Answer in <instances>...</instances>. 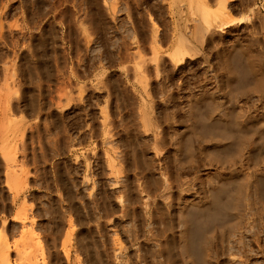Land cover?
<instances>
[{"label":"rangeland","instance_id":"obj_1","mask_svg":"<svg viewBox=\"0 0 264 264\" xmlns=\"http://www.w3.org/2000/svg\"><path fill=\"white\" fill-rule=\"evenodd\" d=\"M200 1L217 15L223 10L217 19L234 22L220 27L217 20L210 30L203 25L200 39L193 41L198 54L175 64L170 54L174 29L190 38L198 23L183 3L0 0V245L7 242L10 264H123L113 256L118 250L127 264H264V154L256 150L257 135L243 142L238 156L221 151L219 162L203 149V117L211 106L264 117V58L254 55L261 63L254 61L259 71L255 68L258 73L254 70L252 76L237 47L241 43L245 48L254 30L264 26V0ZM262 45L249 50L258 54ZM233 71L232 79L228 75ZM253 78H262L256 80L260 90H254L258 83ZM196 98L197 110L189 109ZM192 110L198 116L190 117ZM234 129L229 130L232 135L237 134ZM214 172L232 174L224 183L227 189L246 185L248 200L236 218L225 215L203 227L204 256L192 245L183 257L178 208L208 199L205 192ZM250 211L255 230L243 233L241 243L235 229ZM17 213L25 214L24 227ZM26 225L29 231L21 236Z\"/></svg>","mask_w":264,"mask_h":264},{"label":"bare ground","instance_id":"obj_2","mask_svg":"<svg viewBox=\"0 0 264 264\" xmlns=\"http://www.w3.org/2000/svg\"><path fill=\"white\" fill-rule=\"evenodd\" d=\"M205 2V1H204ZM203 1H196V0H171V3H172V5L173 6H177V4H179V3H183V4H185L186 5V7L188 8V10H190V12H189V14L191 13V15L193 16V15H196L197 16V18H198V23H197V25L195 24V27L193 26V28H192V30L191 31H189V35H190V38L189 37H186L185 36V32H182L181 31V29H179V28H175L174 30H175V39H174V41H173V45H172V49H171V52H170V54H171V59L175 62V64L177 63V64H180L184 59H186V58H188V57H192L193 58V56L192 55H196V53H197V47H196V45L193 43V41H198L199 39H200V32H201V29H202V26L203 25H205L208 29L209 28H212V26L213 27H215V25L214 24H217V20H221L222 21V19L220 18V19H217V18H219V15L221 14V13H223V10L222 11H220L218 14L219 15H217V14H215L213 11H211V9H209V7L207 6V4L206 3H204ZM215 2V1H214ZM252 2H253V0H252ZM27 4V3H26ZM244 4V3H243ZM219 5H221V4H219ZM223 5V4H222ZM222 5H221V7H222ZM227 5V4H226ZM234 6V5H233ZM243 7V6H242ZM175 9V8H174ZM222 9H224V6H223V8ZM241 9V8H240ZM255 9V11H254V14H255V17L256 18H260V14H259V12L258 11H256L257 10V8H254ZM245 10V9H244ZM247 10V9H246ZM252 14V13H251ZM218 17H217V16ZM222 15V14H221ZM246 15V14H245ZM191 16V17H192ZM217 17V18H216ZM221 17V16H220ZM225 17V16H224ZM247 17V16H246ZM254 17V16H253ZM195 18V17H194ZM234 18V17H233ZM252 18V17H251ZM232 19V18H231ZM230 19V20H231ZM239 19V21L236 19V18H234V20L236 21H238V22H240L241 20V18H238ZM247 19H249L248 17H247ZM263 19V18H262ZM192 20V19H191ZM196 20V19H195ZM194 20V21H195ZM245 20V19H244ZM250 20V19H249ZM193 21V20H192ZM197 21V20H196ZM218 21V26H220V27H227L228 25H230V24H232V22H234V21H229V19H227V21H222V22H219ZM246 21V20H245ZM237 22V23H238ZM194 24V23H193ZM252 24H253V22H252ZM262 24V23H261ZM249 25V24H248ZM217 28H219V27H217ZM261 29L259 30V32H255L256 30H254V32H253V34L252 35H250V37H251V39H250V41H249V44H247V46L245 47V48H243L242 47V45H241V43L239 44V46L237 45V47L239 48L238 49V51H240L243 55H244V57H245V59H243V61L245 60V62H243V63H245L246 64V66L248 67L247 69L249 70H247L248 71V74H249V72H250V74H252V76H253V74H254V70H255V65H254V61H255V59L257 60V58L259 57H263L264 58V26H261L260 27ZM208 29H206V30H202V31H207ZM210 30V29H209ZM253 31V30H252ZM210 32V31H209ZM219 32V31H218ZM249 32V31H248ZM174 33V32H173ZM216 33V32H215ZM164 34V33H163ZM218 34V33H217ZM200 36V37H199ZM153 37H155V36H153ZM199 38V39H198ZM52 39V38H51ZM55 40V39H54ZM32 41V40H31ZM217 41V40H216ZM5 42V41H4ZM39 42V41H38ZM160 42V41H159ZM237 42V41H236ZM260 42H262L263 43V45H262V47L260 48V53L263 55H261L260 53H256V54H254V52H253V54L250 52V50H249V48H251L254 44H259ZM234 43V42H233ZM239 43V42H238ZM22 44V43H21ZM24 44V43H23ZM45 44V43H44ZM158 44V43H157ZM50 45V44H49ZM214 45V44H213ZM10 46V45H9ZM12 46V45H11ZM245 46V45H244ZM251 46V47H250ZM138 48V47H137ZM141 48V47H140ZM202 48V47H201ZM54 49V48H53ZM19 50V49H18ZM55 50V49H54ZM139 50V49H138ZM151 50V49H150ZM152 50H153V48H152ZM233 50H234V48H233ZM259 50V49H258ZM133 52V51H132ZM137 52H139V51H137ZM154 52V51H153ZM153 52H151V53H153ZM128 53V52H127ZM198 54V53H197ZM200 54V53H199ZM242 54H240L239 53V55H242ZM28 55V54H27ZM26 55V56H27ZM129 55V54H128ZM136 55V54H135ZM137 55H140V54H137ZM254 55H257L258 57L257 58H255V56ZM259 55H261V56H259ZM25 56V57H26ZM51 56H53V55H51ZM136 58H138L137 56H135ZM219 57V56H218ZM224 57H225V55H224ZM237 57V56H236ZM243 56L241 57V59L242 58H244ZM45 58V57H44ZM129 58V57H128ZM227 58V57H226ZM49 59H51V58H49ZM53 59V58H52ZM142 59H143V57H142ZM236 59V58H235ZM239 59V58H238ZM259 60V59H258ZM262 60H264V59H262ZM3 62V61H2ZM46 62V61H45ZM52 62H53V60H52ZM55 62V61H54ZM143 62V61H142ZM145 62H146V60H145ZM145 62H143V64L145 63ZM153 62H155L154 60H153ZM164 62V61H163ZM173 62V63H174ZM239 62V61H238ZM256 63L258 62L259 64L261 63L260 61H255ZM51 63V62H50ZM169 63V62H168ZM219 63V62H218ZM255 63V64H256ZM58 64V63H57ZM245 64H244V66H245ZM263 64V63H262ZM26 65V64H25ZM50 65V64H49ZM139 65V64H138ZM140 65H141V63H140ZM169 65V64H168ZM220 65V64H219ZM238 65V64H237ZM14 66V65H13ZM145 66V65H144ZM164 66V65H163ZM172 66V65H171ZM236 66V65H235ZM259 66H262V65H259ZM258 66V67H259ZM2 67V66H1ZM138 67V66H137ZM136 67V68H137ZM232 67V66H231ZM264 67V66H263ZM5 68V67H4ZM31 68V67H30ZM139 68V67H138ZM235 68V67H234ZM127 69V68H126ZM140 69V68H139ZM257 70H258V68H256ZM6 70V69H5ZM257 70H255V72L257 71ZM262 70H264V69H262ZM261 70V71H262ZM142 71V70H141ZM246 71V72H247ZM259 71V70H258ZM258 71H257V73H258ZM6 72V71H5ZM33 72V71H32ZM245 73V72H244ZM256 73V74H257ZM261 73H263V72H261ZM9 74V73H8ZM255 74V75H256ZM36 75V74H35ZM142 75V74H141ZM140 75V76H141ZM244 75V74H243ZM254 75V76H255ZM258 75V74H257ZM229 78H232V77H234L235 76V73H234V71L233 72H231L229 75ZM259 76V75H258ZM264 76V75H263ZM137 77V76H136ZM227 77V76H226ZM141 78V77H140ZM4 79V78H3ZM2 79V80H3ZM188 79V78H187ZM233 79V78H232ZM232 79H230V80H232ZM244 79V78H243ZM255 78H253V80H254ZM261 79V80H260ZM217 80V79H216ZM227 80H228V78H227ZM235 80V79H234ZM233 80V81H234ZM242 80V79H241ZM258 80H260L261 82H262V78H258V79H255V82L254 83H258V82H260V81H257ZM5 81V80H4ZM8 81V80H7ZM140 81L141 80H139V83H140ZM143 81H144V79H143ZM229 81V80H228ZM243 81V80H242ZM30 82V81H29ZM142 82V81H141ZM3 83V82H2ZM202 83V82H201ZM245 83V82H244ZM7 84V83H6ZM243 84V83H242ZM246 84V83H245ZM249 84V83H248ZM262 84H264V83H262ZM261 84V85H262ZM35 85V84H34ZM182 85V84H181ZM258 85V86H257ZM256 85V87L254 86V90L256 91V90H260L259 88H257V87H259V85H260V83H258ZM260 85V86H261ZM143 86V85H142ZM144 86H145V84H144ZM248 86V85H247ZM14 87V86H13ZM118 88V87H117ZM261 88V87H260ZM37 89V88H36ZM252 89H253V87H252ZM251 89V90H252ZM246 90V89H245ZM250 90V88L248 89V91ZM3 91V90H2ZM8 91H9V89H8ZM7 91V92H8ZM39 91V90H38ZM184 91V90H183ZM244 91V90H243ZM247 91V90H246ZM240 92V91H239ZM2 93V92H1ZM202 93V92H201ZM242 93V92H241ZM8 94V93H7ZM243 94V93H242ZM9 95V94H8ZM7 95V96H8ZM31 95H33V94H31ZM246 95V94H245ZM248 95V94H247ZM203 97H205V96H203ZM264 97V96H263ZM42 98V97H41ZM194 98V97H193ZM209 98H210V96H209ZM17 99V98H16ZM198 100L199 99H193V101H191L192 103H191V105H189L190 106V108L189 109H191V108H193V110H197V108H194V107H196V105L198 104L197 102H198ZM4 101V100H3ZM33 101V100H32ZM58 101V100H57ZM200 101V100H199ZM37 102V101H36ZM252 102V101H251ZM212 103V102H211ZM263 103V102H262ZM38 104V103H37ZM189 104V103H188ZM247 104V103H246ZM213 105V104H212ZM39 106V105H38ZM208 106V105H207ZM233 106H235V105H233ZM239 106V105H238ZM252 106H254V105H252ZM255 106H256V104H255ZM206 107V106H205ZM232 107V106H231ZM236 107V106H235ZM47 108V107H46ZM201 108V107H200ZM241 108V107H240ZM228 109H229V107L227 108H224L223 110H222V112H220L219 111V109H218V107L216 108L215 106H211L210 107V109L208 108V110H209V112H208V114H207V116L205 117V119H204V117H203V125H205L204 126V128L205 129H203L204 130V133H205V135H204V137H205V141H204V148L203 149H206L207 151L209 150V155H210V157L212 158V159H214V161L216 162H219L220 161V159H222V158H220L218 155L220 154V152L221 151H225L226 153L228 152V150H231V152H233V153H231L232 155H237L238 153H240L241 152V149L243 148L242 147V145H243V142H245L247 139H248V142L251 140V139H253V137H255V135H257L261 140L260 141H258V142H256L255 140H257L258 139V137L256 136L254 139L255 140H253L255 143H257L256 144V150H259V151H262V153L264 154V117H258V116H255V115H247V114H245V113H243L239 108V110L237 109V107L235 108V111L236 112H234L233 110V108H230L231 109V112H229L230 111V109H229V111H228ZM43 110H44V108H43ZM192 110V112L190 111H188L190 114H188L189 116L191 115L193 118H194V116L196 115V113H197V116H198V111L196 112V111H193ZM202 110V109H201ZM238 110V111H237ZM243 110V109H242ZM260 110V109H259ZM200 111V110H199ZM40 112V111H39ZM50 112V111H49ZM234 113L233 114V116H230L229 115V113L231 114V113ZM244 112H245V110H244ZM202 113V112H201ZM204 113V112H203ZM165 114V113H164ZM251 114V113H250ZM1 115V114H0ZM169 115V114H168ZM202 115V114H201ZM263 115V114H262ZM56 116V115H55ZM190 116V117H191ZM230 116V117H229ZM153 117V116H152ZM189 117V118H190ZM229 117V118H228ZM232 117H233V119H232ZM60 118V117H59ZM46 119V118H45ZM198 120V119H197ZM200 120V119H199ZM13 121V120H12ZM101 121H103V119L101 120ZM191 121H193V119L191 120ZM4 122V121H3ZM5 123V122H4ZM3 123V124H4ZM8 123H9V120H8ZM143 123V122H142ZM5 124H7V121H6V123ZM136 124V123H135ZM210 124H211V126H212V124H213V126H214V128H213V126L211 127L210 126ZM220 124V125H219ZM215 125H217V128H216V126ZM8 126V125H7ZM57 126H58V124H57ZM140 126V125H139ZM145 126L147 127L148 126V121H145ZM219 126V127H218ZM235 128L237 131H235V133H237V134H235V135H232L231 134V132H233V128ZM1 128V127H0ZM139 128V127H138ZM145 128V127H144ZM219 128V129H218ZM231 128V129H230ZM8 129V128H7ZM6 129V130H7ZM146 129V128H145ZM234 129V130H235ZM254 131H253V130ZM4 130V129H3ZM167 130H168V128H167ZM194 130H196V129H194ZM202 130V129H201ZM229 130H232L231 132L229 131ZM252 130V131H251ZM5 131V130H4ZM3 131V132H4ZM146 131V130H145ZM197 131V130H196ZM251 131V132H250ZM2 132V133H3ZM183 132V131H182ZM199 132H201V131H198V133ZM5 133H7V132H5ZM137 133V132H136ZM144 133V132H143ZM203 133V134H204ZM24 134V133H23ZM142 134V133H141ZM177 134V133H176ZM200 135L202 134V132L201 133H199ZM198 134V135H199ZM202 134V135H203ZM5 135V134H4ZM3 137V136H2ZM1 137V138H2ZM181 137V136H180ZM0 138V139H1ZM5 138H6V135H5ZM4 138V139H5ZM47 138V137H46ZM65 138V137H64ZM174 138V137H173ZM257 138V139H256ZM3 139V138H2ZM181 139V138H180ZM194 139V138H193ZM201 139V138H200ZM250 139V140H249ZM203 140V139H202ZM46 141V140H45ZM104 141H106V140H104ZM185 141V140H184ZM252 141V140H251ZM1 142H3V140L1 141ZM150 142V141H149ZM188 142V141H187ZM192 142V141H191ZM151 143V142H150ZM183 143V142H182ZM202 143H203V141H202ZM174 144V143H173ZM179 141H177L176 142V147H179ZM109 145V144H108ZM139 145V144H138ZM251 145V144H250ZM142 146V145H141ZM184 146V145H183ZM201 146V145H200ZM150 147V146H149ZM175 147V148H176ZM192 147V146H191ZM242 147V148H241ZM157 149V148H156ZM190 149V148H189ZM189 149H187V150H189ZM60 150V149H59ZM181 150H184V149H181ZM246 150V149H245ZM179 151V150H178ZM63 152V151H62ZM177 152V151H176ZM180 152V151H179ZM225 152H223V153H225ZM230 152V151H229ZM228 152V154L230 155V153ZM222 153V152H221ZM5 154H6V152H5ZM181 154H182V152H181ZM185 154V153H184ZM203 154V153H202ZM164 155V154H163ZM176 155V154H175ZM191 155V154H190ZM248 155V154H247ZM260 155V154H259ZM132 156V155H131ZM130 156V157H131ZM156 156V155H155ZM169 156V155H168ZM192 156V155H191ZM225 156H227V155H225ZM238 156V155H237ZM236 156V157H237ZM252 156V155H251ZM5 157V156H4ZM12 157V156H11ZM186 157V156H185ZM218 157H219V159H218ZM260 157V156H259ZM2 158V157H1ZM6 158V157H5ZM134 158V157H133ZM182 158V157H181ZM191 158V157H190ZM229 156L228 157H226V159L227 160H230L231 161V159L229 158ZM12 159V158H11ZM183 159V158H182ZM6 160V159H5ZM8 160L10 161V159H7V161L6 162H8ZM135 160V159H134ZM174 160V159H173ZM178 159H176V161H177ZM219 160V161H218ZM3 161V160H2ZM14 161V160H13ZM121 161V163H122V160H120ZM182 161V160H181ZM222 161V160H221ZM234 161V160H233ZM4 162V161H3ZM12 160L10 161V166L12 167L13 165H11L12 163ZM124 162V161H123ZM135 162H137V161H135ZM180 162V161H179ZM178 162V163H179ZM186 162H187V160H186ZM223 163H221V164H224V161H222ZM232 162V161H231ZM230 162V163H231ZM143 163V162H142ZM228 163H229V161H228ZM240 163V162H239ZM256 163V162H255ZM5 164V163H4ZM186 164V163H185ZM6 165H8L7 163H6ZM132 165V164H131ZM136 165V164H135ZM9 166V165H8ZM180 166V165H179ZM203 166V165H202ZM15 167V166H14ZM117 167V166H116ZM216 167V166H215ZM229 167V166H228ZM251 167H253V166H251ZM19 168V167H18ZM226 168V167H225ZM8 169H11V168H8ZM13 169V168H12ZM238 169V168H237ZM257 169V168H256ZM146 170V169H145ZM227 170V169H226ZM236 169H234V168H232V170H230L231 171V173H232V171L234 172ZM247 170V169H246ZM7 172H8V170H6ZM10 171V170H9ZM136 171V170H135ZM135 171H134V173H135ZM139 171V170H138ZM142 171V170H141ZM168 171V170H167ZM181 171V170H180ZM179 171V172H180ZM6 172V173H7ZM11 172V171H10ZM10 172H8V174H6V175H9V173ZM148 172V171H147ZM224 172V171H223ZM14 173V172H13ZM12 173V174H13ZM16 173V172H15ZM18 173H19V170H18ZM163 173V172H162ZM161 173V174H162ZM197 173V172H196ZM230 173V172H229ZM229 174V175H221L220 176V174H219V172H218V174L216 173V172H214L213 174H212V177H210L209 178V182H208V185H207V192H205V193H207L208 194V199L206 198V200H204V201H202V202H200V200H198V201H196V202H189V203H191L190 205L188 204V203H186V204H180V206H179V208H178V221L180 222V229H179V232H178V235H179V237H178V239H179V251L181 252V254L183 255V257H185V255H188V253H190L192 250V245H194L195 247H196V251L199 253V254H203L204 253V249H205V245H206V241H207V238L205 237L206 235L202 232V229H203V227H205L207 224L209 225V222H211L212 224L211 225H214V224H216L215 222L217 221V220H219L222 216H225V215H229L230 214V216L229 217H231V215L233 216V214H234V217H235V215H236V217L240 214L239 212L242 210V208H243V206L245 207V203H246V201L248 200H246V198L244 197V195H243V192H244V190H245V186L246 185H244L243 184V186L241 185V184H238L237 186H235V188H233V189H227V187H226V184H224L225 182H227V181H229L230 179H232L233 178V176H232V174ZM12 174H11V177H12ZM120 174H122V173H120ZM206 174V173H205ZM17 174H15V176H16ZM164 175H165V173H164ZM15 176H14V174H13V177L15 178ZM57 176V175H56ZM159 176V175H158ZM162 176V175H161ZM209 176V175H208ZM17 177V176H16ZM119 177V176H118ZM166 177V176H165ZM174 177V176H173ZM191 177V176H190ZM238 177V176H237ZM6 178H8V177H6ZM58 178V177H57ZM133 178V177H132ZM176 178V177H175ZM62 179V178H61ZM124 179V178H123ZM138 179H139V176H138ZM178 179V178H177ZM197 180L198 178H192V180L194 181V180ZM7 181H8V179H6ZM6 180H4V181H6ZM127 180V179H126ZM157 180V179H156ZM182 180V179H181ZM184 180V179H183ZM182 180V181H183ZM191 180V179H190ZM134 181V180H133ZM166 181V180H165ZM164 181V182H165ZM175 181V180H174ZM192 181V182H193ZM12 182H14V179L12 180ZM15 182H17L16 180H15ZM146 182V181H145ZM223 182V183H222ZM230 182V181H229ZM9 183V182H8ZM7 182H6V184H8ZM57 183V182H56ZM109 183V182H108ZM142 183H143V181H142ZM141 183V184H142ZM167 183V182H166ZM228 183V182H227ZM242 183V182H241ZM16 184V183H15ZM122 184V183H121ZM174 184H176V183H174ZM179 185H180V183H178ZM184 184H186V183H184ZM253 184V183H252ZM19 185V184H18ZM149 185V184H148ZM157 185H158V183H157ZM160 185V184H159ZM169 185V184H168ZM177 185V184H176ZM178 185V186H179ZM182 185H183V183H182ZM182 185H180L181 187H182ZM7 186V185H6ZM15 186V185H14ZM13 186V187H14ZM138 186V185H137ZM143 186V185H142ZM177 186V187H178ZM139 187H140V185H139ZM147 187V186H146ZM165 187H167V186H165ZM7 188H8V186H7ZM11 188H12V186L10 187L9 186V189L8 190H11ZM122 188V187H121ZM125 188V187H124ZM167 188H169V187H167ZM167 188H163V190L164 189H167ZM248 188V187H247ZM257 188V187H256ZM14 189H15V187H14ZM142 189H144V188H142ZM205 189V188H204ZM255 189V188H254ZM104 190V189H103ZM190 190V189H189ZM257 190V189H256ZM194 191V190H193ZM255 191V190H254ZM121 192V191H120ZM123 192V191H122ZM125 192V191H124ZM138 192V191H137ZM146 192V191H145ZM151 192V191H150ZM165 193V191L161 194V197L163 196L164 198H165V196L167 195H163ZM186 193V192H185ZM254 193V192H253ZM70 194V193H69ZM147 194V193H146ZM158 194V193H157ZM169 194V193H168ZM122 195V194H121ZM150 195V194H149ZM195 195V194H194ZM256 195V194H255ZM71 196V195H70ZM147 197H148V195H146ZM151 196V195H150ZM153 196V195H152ZM170 196V195H169ZM169 196H167V197H169ZM200 196V195H199ZM14 197H15V195H14ZM160 197V198H161ZM71 198V197H70ZM120 198V197H119ZM138 198V197H137ZM200 198V197H199ZM14 199V198H13ZM90 199V198H89ZM107 199V198H106ZM147 199H149V198H147ZM153 199V198H152ZM168 199V198H167ZM196 199H198V198H196ZM204 199V198H203ZM250 199V198H249ZM144 200V199H143ZM150 200V199H149ZM166 200V199H165ZM246 200V201H245ZM13 201V200H12ZM91 201V200H90ZM95 201V200H94ZM127 201H129V200H127ZM153 201V200H152ZM193 201V200H192ZM131 202V201H130ZM157 202V201H156ZM164 202V201H163ZM86 203V202H85ZM140 203V202H139ZM148 203H149V201H148ZM68 204V203H67ZM133 204V203H132ZM256 204V203H255ZM142 205V204H141ZM149 205H150V203H149ZM179 205V204H178ZM253 205V204H252ZM92 206V205H91ZM248 206V205H247ZM70 207V206H69ZM72 207V206H71ZM83 207V206H82ZM90 207V206H89ZM133 207V206H132ZM143 207V206H142ZM156 207V206H155ZM192 208V209H195L194 211H193V213H190V211L188 210V208ZM253 207V206H252ZM256 207V206H255ZM97 208V207H96ZM141 208V207H140ZM249 209H250V207H248ZM247 208V209H248ZM62 208H60V210H61ZM89 209V208H88ZM99 209V208H98ZM133 209V208H132ZM192 209H190L191 211H192ZM246 209V210H247ZM257 209V208H256ZM24 210V209H23ZM25 210H27L26 208H25ZM93 210H95V209H93ZM127 210V209H126ZM134 210V209H133ZM146 210V209H145ZM251 210V209H250ZM262 210V209H261ZM19 212V214H20V208H19V210H18ZM28 211V210H27ZM68 211V210H67ZM97 211V210H96ZM158 211V210H157ZM166 211V210H165ZM123 212V211H122ZM139 212H141V211H139ZM259 212V211H258ZM261 212V211H260ZM263 212V211H262ZM18 213H17V215H16V217L18 216V218L20 219V221H21V223L26 219V217H25V214L23 213V215H18ZM124 213H125V210H124ZM129 213V212H128ZM160 213V212H159ZM257 213V212H256ZM70 214V213H69ZM126 214H127V212H126ZM248 215H246L245 216V222H244V224H241V226H239V228H238V230H236L235 229V231H237V235H238V238H237V240H239L240 238H242V234L243 233H246V232H248L247 234H249V232H251V228L253 229L254 227H253V225H252V223L253 222H255L254 220H255V213L254 212H248L247 213ZM66 215V214H65ZM85 215V214H84ZM145 215L146 216H148L149 215V209H147L146 211H145ZM169 215V214H168ZM196 215H199L200 217H198V216H196ZM201 215H203V216H201ZM264 215V214H263ZM63 216V215H62ZM89 216V215H88ZM92 216V215H91ZM123 216V215H122ZM97 217V216H96ZM100 217V216H99ZM127 217V216H126ZM131 217V216H130ZM235 217V218H236ZM62 218V217H61ZM87 218V217H86ZM98 218V217H97ZM128 218V217H127ZM154 218V217H153ZM163 218V217H162ZM167 218V217H166ZM223 218H225V217H223ZM259 218V217H258ZM63 219V218H62ZM65 219V218H64ZM99 219V218H98ZM113 219V218H112ZM228 219V218H227ZM226 219V220H227ZM231 219V218H230ZM261 219V218H260ZM264 219V218H263ZM67 220V219H66ZM68 220H69V218H68ZM91 220V219H90ZM158 220V219H157ZM233 220V219H232ZM92 221V220H91ZM164 221H165V219H164ZM176 221V220H175ZM228 221V220H227ZM230 221V220H229ZM238 220H236V222H237ZM132 222V221H131ZM152 222V221H151ZM24 223V222H23ZM22 223V224H23ZM28 223V222H27ZM143 223V222H142ZM214 223V224H213ZM233 223H235V222H233ZM260 223V222H259ZM149 224V223H148ZM230 224V223H229ZM169 225L170 224H168V228H169ZM225 225H227V224H225ZM234 225V224H233ZM232 225V226H233ZM255 225H256V223H255ZM28 226H29V224H28ZM159 226H161V225H159ZM166 226V225H165ZM164 226V227H165ZM228 226V225H227ZM230 226V225H229ZM234 226H237V225H234ZM22 227H24V224H23V226ZM25 227H27V225L25 226ZM225 227V226H224ZM261 227V226H260ZM31 228V227H30ZM163 228V227H162ZM231 228V227H230ZM229 227H228V229H230ZM262 228V227H261ZM128 229V228H127ZM136 229V228H135ZM171 229V227L169 228V230ZM134 230V229H133ZM172 230V229H171ZM170 230V231H171ZM233 230V229H232ZM255 229H253V231H254ZM29 231V229H28V227L27 228H25V229H23L22 230V234H21V236L22 235H24L25 233L27 234V232ZM227 231V230H226ZM127 232V231H126ZM129 232V231H128ZM257 232V231H256ZM258 232H259V230H258ZM30 233V235H31V232H29ZM94 233V232H93ZM114 233V232H113ZM132 233V232H131ZM226 233V232H225ZM224 233V234H225ZM253 233V236H254V240L257 242L258 241V237H256V233H254V232H252ZM133 234V233H132ZM174 234V233H173ZM235 234H236V232H235ZM134 235V234H133ZM142 235V234H141ZM154 235V234H153ZM160 235H162V234H160ZM192 235H194L195 237H197V239L195 238L194 239V237L192 236ZM231 235V234H230ZM258 235V234H257ZM25 236V235H24ZM23 236V237H24ZM208 236V235H207ZM234 237V235L232 234L231 235V237ZM5 237V236H4ZM26 237V236H25ZM24 237V238H25ZM64 237V236H63ZM150 237V236H149ZM193 237V238H192ZM232 237V238H233ZM235 237H236V235H235ZM92 238V237H91ZM133 238V237H132ZM131 238V239H132ZM166 238V237H165ZM169 238V237H168ZM223 238V237H222ZM130 239V238H129ZM194 239V240H193ZM242 239H244V238H242ZM251 239V238H250ZM62 240H65V239H62ZM94 240V239H93ZM210 240V239H209ZM235 240V239H234ZM241 240V239H240ZM238 241V242H241V241ZM245 240V239H244ZM253 240V239H252ZM95 241V240H94ZM113 241V240H112ZM148 241V240H147ZM211 241V240H210ZM247 241V240H246ZM251 241V240H250ZM264 241V240H263ZM116 242V241H115ZM173 242V241H172ZM92 243V242H91ZM117 243V242H116ZM157 243V242H156ZM168 243V242H167ZM242 243V242H241ZM240 243V244H241ZM251 243V242H250ZM255 243V242H254ZM20 244H21V242H20ZM159 245H160V243H158ZM215 244V243H214ZM236 244H238L237 242H236ZM245 244H247V243H245ZM116 245V244H115ZM156 245V244H155ZM227 245V244H226ZM243 245V244H242ZM241 245V246H242ZM8 245H7V242H4V240H3V245H2V243H1V245H0V263L1 264H10V259H9V253H8V251H7V247ZM18 246V245H17ZM16 246V247H17ZM21 246V245H20ZM117 246V245H116ZM119 246H121V244L119 245ZM130 246V245H129ZM139 246V245H138ZM216 246H217V244H216ZM136 247V246H135ZM141 247V246H140ZM219 247V246H218ZM231 247V246H230ZM25 248V247H24ZM23 248V249H24ZM80 248V247H79ZM162 248V247H161ZM194 248V247H193ZM243 248V247H242ZM241 248V249H242ZM116 249V248H115ZM123 249V248H122ZM139 249V248H138ZM146 249V248H145ZM173 249V248H172ZM244 249V248H243ZM159 250V249H158ZM21 251V250H20ZM119 251V250H118ZM118 251H117V255H113L114 257H115V259H117L119 262H121V261H123V264H127L126 262H128V261H126V260H124V258L126 257V255L123 253H118ZM160 251V250H159ZM176 251V250H175ZM76 252V251H75ZM133 252V251H132ZM153 252V251H152ZM176 252H178V251H176ZM224 252V251H223ZM227 252H229V251H227ZM237 252V251H236ZM243 252V251H242ZM59 253V252H58ZM113 253H114V251H113ZM210 253H211V251H210ZM218 253V252H217ZM241 253V252H240ZM244 253H245V251H244ZM112 254V253H111ZM115 254V253H114ZM137 254V253H136ZM149 254V253H148ZM152 254V253H151ZM194 254V253H193ZM199 254H198V256H199ZM213 254V253H212ZM228 254V253H227ZM246 254V253H245ZM19 255H20V253H19ZM65 255V254H64ZM197 255V254H196ZM200 255V256H201ZM57 256V255H56ZM87 256V255H86ZM89 256V255H88ZM138 256V255H137ZM151 256V255H150ZM159 256V255H158ZM202 256H204V255H202ZM202 256H201V258H202ZM139 257V256H138ZM189 257V256H188ZM20 258V256L18 257V259ZM87 258V257H86ZM127 258V257H126ZM125 258V259H126ZM135 258V257H134ZM144 258V257H143ZM172 258V257H171ZM243 258V257H242ZM247 258V257H246ZM136 259H137V257H136ZM151 259V258H150ZM165 259H167V257L165 258ZM240 259V258H239ZM181 260V259H180ZM185 260V261H184ZM184 260H182V261H184V263L186 262V259H184ZM193 260V259H192ZM199 259H197V261H198ZM212 260V259H211ZM217 260V259H216ZM66 261V260H65ZM168 261V260H167ZM170 261V260H169ZM191 261V260H190ZM114 262V261H113ZM116 262V261H115ZM179 262V261H178ZM237 262V261H236ZM99 263V262H98ZM144 263V262H143ZM154 263V262H153ZM191 263V262H190ZM205 263V262H204ZM118 264V263H117ZM139 264V263H138ZM179 264V263H178ZM200 264V263H199Z\"/></svg>","mask_w":264,"mask_h":264}]
</instances>
